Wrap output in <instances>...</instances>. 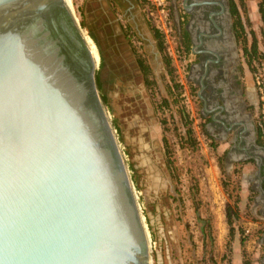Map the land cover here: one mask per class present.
<instances>
[{
    "label": "water",
    "instance_id": "95a60500",
    "mask_svg": "<svg viewBox=\"0 0 264 264\" xmlns=\"http://www.w3.org/2000/svg\"><path fill=\"white\" fill-rule=\"evenodd\" d=\"M97 68L67 0H0V264H152Z\"/></svg>",
    "mask_w": 264,
    "mask_h": 264
},
{
    "label": "rangeland",
    "instance_id": "374dc122",
    "mask_svg": "<svg viewBox=\"0 0 264 264\" xmlns=\"http://www.w3.org/2000/svg\"><path fill=\"white\" fill-rule=\"evenodd\" d=\"M130 1L134 7L127 14V2L116 0L124 14L121 15L112 14L110 0H101L100 4L96 0H70L75 18L98 58L95 61L102 84L100 92L105 95L144 216L152 264H264V204L261 200L255 202L258 192L242 174L248 170L236 164L226 170L222 148L216 149L199 137L193 98L185 86L178 59L170 56L180 83L176 91L180 92L179 102L174 103L170 75L145 22V7ZM258 2L241 0L239 5L236 0L245 29L240 41L243 52L250 49L254 39L257 44V57L250 64L244 52L250 86L255 87L260 102L255 117L257 129L264 126V25ZM119 19L130 22L144 39L143 46L138 39L133 43L139 51L123 33ZM90 31L98 45L90 38ZM138 59L149 67V84ZM164 99H168V106L163 104ZM181 106L188 115L194 148L182 139L185 127L179 113ZM163 135L171 149L176 178L164 159ZM236 207L235 223L244 244L235 237L228 246L226 209L235 211Z\"/></svg>",
    "mask_w": 264,
    "mask_h": 264
},
{
    "label": "flooded vegetation",
    "instance_id": "af4514ba",
    "mask_svg": "<svg viewBox=\"0 0 264 264\" xmlns=\"http://www.w3.org/2000/svg\"><path fill=\"white\" fill-rule=\"evenodd\" d=\"M125 1L129 14L134 3ZM169 3L177 59L193 98L199 137L216 149L222 148L225 168L228 161L231 169L235 164L242 170L244 167L252 187L264 189V144L260 143L255 125L260 102L255 87L250 86L249 66L235 24L236 0H169ZM119 21L124 27L126 21ZM132 30L137 35L134 26ZM136 39L132 35V46L137 52L138 46L133 45ZM258 195L264 204V194Z\"/></svg>",
    "mask_w": 264,
    "mask_h": 264
},
{
    "label": "trees",
    "instance_id": "16d2710c",
    "mask_svg": "<svg viewBox=\"0 0 264 264\" xmlns=\"http://www.w3.org/2000/svg\"><path fill=\"white\" fill-rule=\"evenodd\" d=\"M96 1L98 2V4L101 3V0H96ZM110 1L113 2V6L111 8L112 14H114L116 12L122 13V10L120 8H118V6L116 4V0H110ZM135 1L140 6H143L145 4V2L143 0H135ZM238 3L240 5L241 0H238ZM233 8H234V13L237 16L235 24H236V27L238 28L239 37L242 38V36H244V34H245L244 23H243L241 16L239 14L238 5L234 3ZM257 9H258V13L260 15L261 21L264 25V0H259L258 5H257ZM127 20L129 21V19H127ZM145 22H146V24L150 30L152 38L155 40V45H156V48L162 57L163 64H164L165 68L167 69L168 74L170 75V83H171L170 88L172 91L170 93L173 96H175L174 103H177V102H179V100H177V97L179 96L180 92L176 93V91H178L180 89V83L176 80V77L174 74V69L172 67L171 57L168 54V52L166 51V45L164 42V37L157 29H155L151 25V23L148 20ZM121 28H122L123 33L125 34V36L127 37V39L129 40L130 43H132V35H134L139 41L143 42L144 39L140 37V34L137 33V35H136V33L132 30V24L130 22L126 21L125 26L121 27ZM89 33H90L91 38L97 44L96 36L91 31ZM99 50H100L99 52H100L101 58H102L103 52L101 49H99ZM244 52L248 56V63L250 64L252 59L257 57V54H258L257 44H256L255 39L253 40L250 49L245 48ZM94 56H96V54ZM96 59H98V58H96ZM138 60H139L138 66L140 67V70L143 73L144 80H145L146 84H149L148 83L149 82L148 81L149 67L147 65L143 64V61L141 59H138ZM101 65H102V62H101ZM97 82H98L99 89L101 91L102 90V84H101L99 73H97ZM102 97H103V100L105 101L106 100L105 95H103ZM162 102L165 106H168V104H169L168 99H164ZM179 113H180V118L182 120V124L185 127L182 139L184 141L188 142V144L194 148L196 142L194 140L192 130L189 127L188 115L184 112V109L182 108V106L179 109ZM257 130H258V138L260 140V143L264 144V140H262V139H264V126L258 127ZM162 143H163V155H164L166 165L170 169L172 176H175V178H176V175L174 173L175 167L173 165V159L171 156V149H170L169 144L167 142V139L164 135L162 136ZM236 203H237V201H236ZM231 213L233 216H231ZM226 216H227V223H228V227H229L227 245L230 246L231 241L234 240L235 237H238L240 244H242V246H243L244 238L241 237V229H239L238 225L235 223V217H237V207L235 208V211H231L229 208L226 209Z\"/></svg>",
    "mask_w": 264,
    "mask_h": 264
},
{
    "label": "built area",
    "instance_id": "2783aa9c",
    "mask_svg": "<svg viewBox=\"0 0 264 264\" xmlns=\"http://www.w3.org/2000/svg\"><path fill=\"white\" fill-rule=\"evenodd\" d=\"M147 19L164 37L167 52L170 56L177 58L173 22L170 14L169 0H143ZM137 40V39H136Z\"/></svg>",
    "mask_w": 264,
    "mask_h": 264
},
{
    "label": "bare ground",
    "instance_id": "6f19581e",
    "mask_svg": "<svg viewBox=\"0 0 264 264\" xmlns=\"http://www.w3.org/2000/svg\"><path fill=\"white\" fill-rule=\"evenodd\" d=\"M67 3H68V6H69L70 11H72V13L74 14L73 7H72V5H71L70 0H67ZM74 16H75V15H74ZM83 33H84V32H83ZM84 36H85V41H86V43H87V45H88V47H89V49H90V51H91V53H92L94 59H96V56H94V54H93V52H92V50H91L90 44H89V42H88V37H87L85 34H84Z\"/></svg>",
    "mask_w": 264,
    "mask_h": 264
},
{
    "label": "crops",
    "instance_id": "0c3cea01",
    "mask_svg": "<svg viewBox=\"0 0 264 264\" xmlns=\"http://www.w3.org/2000/svg\"><path fill=\"white\" fill-rule=\"evenodd\" d=\"M243 175L249 176L248 171H246Z\"/></svg>",
    "mask_w": 264,
    "mask_h": 264
}]
</instances>
